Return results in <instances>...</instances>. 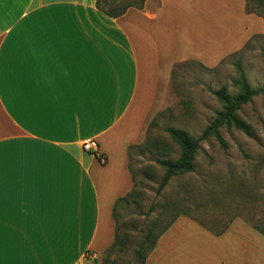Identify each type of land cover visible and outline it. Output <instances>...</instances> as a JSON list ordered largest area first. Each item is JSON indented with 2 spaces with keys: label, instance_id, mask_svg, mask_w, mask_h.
<instances>
[{
  "label": "crops",
  "instance_id": "1",
  "mask_svg": "<svg viewBox=\"0 0 264 264\" xmlns=\"http://www.w3.org/2000/svg\"><path fill=\"white\" fill-rule=\"evenodd\" d=\"M95 1L0 0V264L100 263L113 205L133 188L127 150L144 142L173 66L222 60L183 34L213 21L197 0H145L117 18ZM234 4L229 22L248 15ZM240 230L214 236L178 217L144 264H264L262 242Z\"/></svg>",
  "mask_w": 264,
  "mask_h": 264
},
{
  "label": "rangeland",
  "instance_id": "2",
  "mask_svg": "<svg viewBox=\"0 0 264 264\" xmlns=\"http://www.w3.org/2000/svg\"><path fill=\"white\" fill-rule=\"evenodd\" d=\"M197 1L199 11H206V15L213 11V21H198L197 27L189 21L183 26V34L186 38L189 31L191 50H209L213 44L222 60L211 68L194 61L173 66L160 115L148 130L159 151L138 150L129 158L134 196L119 211L120 226L127 231L129 241L122 252L110 256L119 264L133 262L134 245L144 230L153 225L158 231L176 216H183L186 223L201 225L214 236L227 229L231 233V229L251 232L254 240L259 239L264 247V94L254 96L238 111L251 126V136L233 127L220 128L225 147L213 137L201 141L194 170L171 177L162 190H157L164 173L157 161L179 156V149L164 131L166 127L199 137L221 110L212 91L226 86L230 94L237 93L232 85L236 61L252 88L264 85V32L261 33L264 27L260 30L259 21L264 26V19L254 15L259 12L264 16V0L259 6L251 0H242L244 13L255 17L241 15L230 22L229 15L235 16L234 11L240 8L234 0ZM127 3L139 5L141 0H116V6ZM201 3L204 9L200 8ZM246 3L253 13L246 12ZM243 21L244 29L240 27ZM241 41L245 43L240 45ZM162 148H166V154ZM219 231L222 232L215 234Z\"/></svg>",
  "mask_w": 264,
  "mask_h": 264
},
{
  "label": "trees",
  "instance_id": "3",
  "mask_svg": "<svg viewBox=\"0 0 264 264\" xmlns=\"http://www.w3.org/2000/svg\"><path fill=\"white\" fill-rule=\"evenodd\" d=\"M145 0H141L139 5H133L130 3L116 6V0H96L95 7L102 12L104 15L110 18H117L124 14L128 8L142 9ZM259 6L262 0H251ZM247 13H253L250 11L248 3H246L245 8ZM258 16L263 17L261 13H254ZM264 53V51H263ZM236 76L232 80V85L236 88L237 93L232 95L228 92L226 86H222L220 89L212 91L217 101L221 105V110L216 113L215 117L209 124L205 127L202 134L199 137H193L187 131L182 129H176L172 127H166L164 131L169 136V138L176 144L179 149V156L175 159L158 160L157 164L163 169V176L158 184L157 190H162L171 177L176 175H181L185 173H190L194 170V158L196 153L200 150L201 141L213 137L220 146L225 147L224 141L220 134V128L233 127L236 130L243 132L247 136L252 135L251 126L246 123L239 115L238 111L240 108L248 104L252 98L258 94H264V85L259 88H252L243 72L241 64L239 61L234 63ZM160 113L158 112L156 116L152 119L149 124L148 130L153 126ZM156 141H152L149 138V132L147 131L146 138L144 142L137 146H131L128 148V158L137 152L138 150L144 151L151 150L159 151L156 145ZM164 154H166V148L161 149ZM130 170V169H129ZM131 173V172H130ZM132 176V174H131ZM133 180V177H132ZM134 180L133 188L124 197L117 199L112 208V216L115 223L114 239L112 244L106 249L103 254L102 261L95 264H119L117 259H110L112 254H119L124 250V246L129 241V235L127 231L120 226V209L125 207L127 203L133 200L134 196ZM177 218L174 217L169 221L163 228L158 231L153 229V225L148 227L142 232V236L137 244L133 248V262L127 264H144L148 254L153 250L156 245L158 238L161 234L172 224V222ZM223 231V230H222ZM222 231L215 232V234H220Z\"/></svg>",
  "mask_w": 264,
  "mask_h": 264
},
{
  "label": "built area",
  "instance_id": "4",
  "mask_svg": "<svg viewBox=\"0 0 264 264\" xmlns=\"http://www.w3.org/2000/svg\"><path fill=\"white\" fill-rule=\"evenodd\" d=\"M82 147L85 151H90L91 148L95 147V143L93 141H88L83 143Z\"/></svg>",
  "mask_w": 264,
  "mask_h": 264
}]
</instances>
